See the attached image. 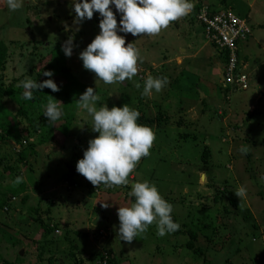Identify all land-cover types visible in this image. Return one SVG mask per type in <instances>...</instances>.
<instances>
[{
  "label": "rangeland",
  "instance_id": "374dc122",
  "mask_svg": "<svg viewBox=\"0 0 264 264\" xmlns=\"http://www.w3.org/2000/svg\"><path fill=\"white\" fill-rule=\"evenodd\" d=\"M221 1H194L187 15L155 35L121 33L139 52L137 73L131 80L105 84L85 70L78 58L99 33L98 13L77 25L72 0H22L15 11L8 9L6 0H0V42L10 51L0 83L35 82L38 73L34 68L37 71L39 64L45 66L52 50L57 45L62 48L71 37L72 53L65 56L66 66L81 84L95 89L97 110L127 104L130 109H142L147 118L162 114L170 118L164 126L152 124L155 139L149 155L137 162L127 178L129 183L101 184L93 197L85 187H72L64 180L70 172L69 163L75 167L88 141L98 135L92 131L93 121L85 109L79 107L74 113L67 137L56 132L52 142L36 146V155L26 168L17 163L16 155L25 146L0 142L4 165L15 164L22 174L30 171L29 167L33 170L29 177L23 176L29 201L24 205L25 194H18L8 202V211H0V264H74L73 245L89 259L87 264H95L97 255L108 250L120 264H264V51L255 44L252 54L248 53L252 38L243 47L242 53L249 59L242 61L241 71L249 77V90L224 84L225 66L215 60L201 8L215 3L217 8L227 6L237 14L248 11L238 13V7L245 9L242 0H227L225 5ZM255 1V10L263 11L257 26L264 28V0ZM251 20L255 25L256 17L251 16ZM261 33L264 37V29ZM148 76L166 78L167 84L159 93L153 90L142 95ZM58 102L62 115L55 121L57 126L72 113L63 108L61 99ZM5 103L14 114L19 110L7 97ZM43 112L31 108L22 117L23 124L45 125L49 121ZM206 146L209 150L204 163ZM5 174L3 183L0 178V189L7 201L15 184L9 181L11 174ZM76 179L85 181L82 176ZM145 181L155 185L172 205L178 224L202 229L200 243L208 249L203 255L185 248L187 237L173 233L157 236L155 221L131 242L121 240L117 209L130 207L134 203L129 195L131 185ZM241 186L246 195L238 198L235 193ZM225 188L232 195L224 194L225 198L216 202ZM230 197L236 205L229 203ZM28 206L37 211L31 214L32 219L37 216L42 223L30 219ZM45 225H50L52 234L44 232ZM206 225L210 228H204Z\"/></svg>",
  "mask_w": 264,
  "mask_h": 264
},
{
  "label": "clouds",
  "instance_id": "9594fccd",
  "mask_svg": "<svg viewBox=\"0 0 264 264\" xmlns=\"http://www.w3.org/2000/svg\"><path fill=\"white\" fill-rule=\"evenodd\" d=\"M6 3L10 11L22 6V0H6ZM191 8L189 0H72L74 24L90 20L94 13L99 14V33L79 53L78 58L85 70L94 73L96 80L105 84L131 80L137 73L139 52L132 42L126 44L124 36L118 33L131 34L133 37L158 34L170 22L187 15ZM62 50L66 57L71 56V37L62 46ZM42 74L49 79L40 83L31 79L20 82L25 89L22 93L25 100L33 99V90L47 88L52 92L59 91L57 84L50 78L53 73L44 71ZM166 84V78L148 76L144 81L142 95H149L153 90L159 93ZM98 99L95 89L90 87L77 101L78 106L91 116L92 131L98 135L88 141L83 158L77 161L75 170L93 186L127 185V178L137 162L149 155L155 135L149 127L137 124L139 112L135 109H130L126 104L111 109L105 105L97 110L94 105ZM58 103L50 99L44 106L43 116L47 121L60 119L62 110L57 106ZM22 182L23 178L17 176L13 184ZM129 195L134 197V203L130 207L117 209L118 235L121 240L131 242L154 221L156 234L160 237L179 229V224L171 217L172 205L162 198L155 185L147 181L133 183ZM245 195L246 189L243 186L235 193L238 198ZM102 206L109 207L107 204ZM103 253L107 251L99 253L96 261Z\"/></svg>",
  "mask_w": 264,
  "mask_h": 264
},
{
  "label": "trees",
  "instance_id": "16d2710c",
  "mask_svg": "<svg viewBox=\"0 0 264 264\" xmlns=\"http://www.w3.org/2000/svg\"><path fill=\"white\" fill-rule=\"evenodd\" d=\"M223 5L226 4L227 0H222L221 1ZM210 7V6H209ZM213 11L210 12V16H214L218 11H227L230 10L229 7L225 6V8H211ZM235 14H237L233 9H231ZM238 15V14H237ZM205 26V25H204ZM250 26V25H249ZM251 33L246 37L245 40H239L236 42V47L237 49L235 50V55L237 57L239 67L240 64L242 63L243 60L248 61L249 56L243 55L242 50L243 47L247 44V42L253 38V33L256 28H252L250 26ZM254 29V31H253ZM214 46V45H213ZM216 52V57L219 61H221L222 64H224L225 68L228 66L231 56H232V51L229 48L222 49L219 51L215 46L213 48ZM9 55L10 51L9 49L5 46L4 43L0 42V80L7 68L8 65V60H9ZM244 62V63H245ZM44 71H51L53 73L52 77H50L59 87V91L57 92H52L50 89H43V90H33L32 95L33 99L32 100H25L22 96V93L25 91L23 87L20 85V83H17V80L14 83H11L9 85L4 84L3 82L0 83V142L2 143H15L22 146H25V148H21V150L16 154L17 155V163L20 164L22 167H28L29 165V159L32 156L36 155V150L35 147L38 145H44L47 143L52 142L55 139V133H59L62 136L67 137L69 134V131L71 129V126L74 122V113L77 111L79 108L77 101L79 99V96L84 93V91L88 88L86 84H81L74 75L69 71V69L66 66V60H65V55L62 50V48L57 45L54 50L50 53V60L45 66L38 65L37 66V71L36 67L34 68L33 72L38 73V79L36 80L38 83L42 82L43 80L49 79V77L43 76ZM123 88V87H122ZM132 89V92H134V87H130ZM123 96V95H122ZM6 97L9 99L10 102L17 104L19 107V110L17 111L16 114H14L10 108L5 103ZM54 99L58 101V99H61L63 102V108L71 111L69 115L65 117V121L61 123L60 125H56L58 122H47L45 125L42 126H36L34 124H23L22 117L25 115V112H28L31 110V108L37 107L41 111L44 109V106L46 103L50 100ZM113 107V106H112ZM135 110L139 112V117L137 120V124L144 125L149 127L152 131V124L157 122L158 124L162 125V123L165 121L166 123L169 121H166L167 119H170L169 116L167 115H160L159 118L152 119V118H147L145 112L140 109L139 107L136 108ZM21 116V117H20ZM252 115H250L251 118ZM20 118V119H19ZM249 118V119H250ZM20 124L25 125L23 128L20 127ZM183 124L179 123L178 126H182ZM164 126V125H162ZM38 134V135H37ZM166 134V132H165ZM164 136V135H163ZM30 140H33L31 143ZM188 140V139H186ZM209 148L206 146L204 148V153L202 156V160L204 163L206 162V157H207V152ZM4 159L0 158V167L4 166L2 171H0V178L1 182L3 183L6 179V174L5 173H10L9 175V181L10 180H15L17 176H20L23 178V182L14 185L13 189V194L10 199L7 201L5 200V197L3 193L1 192L0 189V211H8V202L10 203L11 200H13L18 194H25V196L22 199V203L25 205L30 197L26 195L28 188H27V183L24 180V175L26 177H29V173H33V170L31 167L28 168L30 171H26L25 174H22L20 171V168L17 167L15 164H7L4 165ZM10 163V162H9ZM13 164V163H12ZM70 172L66 175L64 180L70 184L72 187H85L88 191V195L90 197H93L96 195L98 190L101 188V185L98 186H93L89 181L85 179V181H81L80 179H76V177H80L81 175L78 174L75 170V167L73 164L69 163L68 165ZM17 169V170H16ZM1 170V169H0ZM83 177V176H82ZM8 182V180H6ZM12 191V190H11ZM224 194H229L232 195V192L225 188L223 190V194L221 196H216V202H218L219 199L225 198ZM221 197V198H220ZM132 202L134 201V197H132ZM229 203L232 205H236V201L234 198L230 197L229 198ZM34 207V206H33ZM33 207L30 208L28 206L27 210L28 213H30V219L33 221H36L37 223H42V220L40 218L33 217L31 214H37L36 209ZM172 220L176 223H178V220L176 216L171 213ZM48 224V223H45ZM208 225L204 226V228H210L207 227ZM45 231L44 232H50L52 234V229L50 225H45ZM148 231V230H147ZM6 231L5 233H7ZM146 232V231H145ZM203 232L202 229H194L190 226L185 225H180L179 224V229L176 230L175 232H172L175 235H182L184 237L188 238V242L185 245V248L189 251H192L195 255L201 256L203 255L204 251H207L208 249L200 243V233ZM216 232V230H215ZM81 237L84 236L82 233L80 234ZM86 236V235H85ZM207 241H210L211 239L209 237L206 238ZM71 250H75L76 254H73L74 256V264H87V261L89 259L83 257V255L80 253L79 249L77 246H71ZM237 252H239L238 249H236ZM107 253L109 254V262L108 264H120L118 262L119 259L116 258L115 254L113 253L112 250H108ZM80 258H78V257ZM225 261H229V259H225Z\"/></svg>",
  "mask_w": 264,
  "mask_h": 264
},
{
  "label": "built area",
  "instance_id": "2783aa9c",
  "mask_svg": "<svg viewBox=\"0 0 264 264\" xmlns=\"http://www.w3.org/2000/svg\"><path fill=\"white\" fill-rule=\"evenodd\" d=\"M202 7V22L207 30L206 38L211 45H214L219 51L229 48L232 51V56L228 66L224 71V84L232 85L236 90H249V77L241 71L242 63L240 64L235 55L236 42L245 40L251 33L250 26L244 20H241L237 14L231 9L227 11H218L214 16H210L213 9ZM200 10V12H201ZM109 255L103 253L95 264H108Z\"/></svg>",
  "mask_w": 264,
  "mask_h": 264
},
{
  "label": "crops",
  "instance_id": "0c3cea01",
  "mask_svg": "<svg viewBox=\"0 0 264 264\" xmlns=\"http://www.w3.org/2000/svg\"><path fill=\"white\" fill-rule=\"evenodd\" d=\"M194 1L195 2H197V0H193L192 2H191V4H195L194 3ZM249 1H251L250 3H245L243 0L241 1V3H243V5H244V7H245V9L244 10H240L239 9V7L237 8V10H238V13L239 12H246V11H248L246 14H244V15H242V14H238V16H239V18L241 19V20H244L245 22H247L248 23V25H250V26H252V28H257V27H260V26H257L258 24H259V21H257V18H259L262 14H263V11L261 10L260 11V9L259 10H255V7L254 6H256L255 5V0H249ZM211 8H217V6H216V4L214 3V5L213 6H211ZM251 8H254V12H252L251 11ZM217 9H219V8H217ZM229 9H232V8H229ZM253 13V14H252ZM252 14V15H251ZM241 15V16H240ZM242 16H244V17H242ZM251 16L253 17L254 16V18L256 17V22H255V25H254V23H253V21L251 20ZM252 21V22H251ZM261 22V21H260ZM261 24V23H260ZM255 26H257V27H255ZM264 28H262V27H260V32H258L257 31V29H255V31H254V29H253V31H254V33H255V37H253L252 38V44L250 45V48H249V45H247V50H248V53L250 52L251 54H252V52H251V47L253 48L254 47V45L255 44H257V45H261V47H262V50L264 51V37H262L261 35H262V33H261V31L263 30ZM213 55H214V53H213ZM215 56V60L217 59V57H216V54L214 55ZM218 60V59H217ZM219 64H221V61H217ZM218 63H216V64H218ZM101 244H104L105 243V241H104V243L103 242H100Z\"/></svg>",
  "mask_w": 264,
  "mask_h": 264
},
{
  "label": "flooded vegetation",
  "instance_id": "af4514ba",
  "mask_svg": "<svg viewBox=\"0 0 264 264\" xmlns=\"http://www.w3.org/2000/svg\"><path fill=\"white\" fill-rule=\"evenodd\" d=\"M119 35H121V33H118ZM126 44H127V42H126Z\"/></svg>",
  "mask_w": 264,
  "mask_h": 264
},
{
  "label": "water",
  "instance_id": "95a60500",
  "mask_svg": "<svg viewBox=\"0 0 264 264\" xmlns=\"http://www.w3.org/2000/svg\"><path fill=\"white\" fill-rule=\"evenodd\" d=\"M95 224H96V221H95Z\"/></svg>",
  "mask_w": 264,
  "mask_h": 264
}]
</instances>
